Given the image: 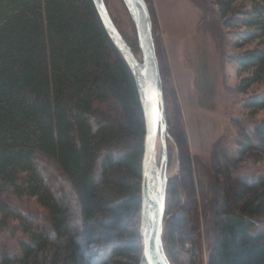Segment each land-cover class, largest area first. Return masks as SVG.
<instances>
[{
  "label": "trees",
  "instance_id": "obj_1",
  "mask_svg": "<svg viewBox=\"0 0 264 264\" xmlns=\"http://www.w3.org/2000/svg\"><path fill=\"white\" fill-rule=\"evenodd\" d=\"M215 4L234 46L253 44L231 58L246 93L230 116L234 155L262 158L264 87L247 91L264 81V0ZM159 56L164 101L176 102ZM166 116L168 128L180 121ZM144 135L134 76L92 0H0V237L13 241L0 264H33L51 247L58 264H138ZM234 180L239 204L224 193L207 264H264V169ZM178 196L168 180L166 213ZM185 218L163 229L173 262Z\"/></svg>",
  "mask_w": 264,
  "mask_h": 264
},
{
  "label": "rangeland",
  "instance_id": "obj_2",
  "mask_svg": "<svg viewBox=\"0 0 264 264\" xmlns=\"http://www.w3.org/2000/svg\"><path fill=\"white\" fill-rule=\"evenodd\" d=\"M106 2L117 25L138 52L135 27L122 0ZM148 2L158 56L168 64L172 94L176 98V102L164 101L165 112L169 110L172 116L176 109L180 119L176 118L172 125L169 124L170 128L167 127V170L179 196L164 214L163 229L168 220L180 217L184 208L187 218L173 248L175 261H170L190 264L194 260L196 264H207L216 235V215L224 193L234 206L239 204L236 198L238 185L234 179L264 169V157L256 156L255 152L245 157L234 155L236 128L230 123V116L238 115L241 100L246 95L237 90L242 75L238 76L237 66L231 58L253 44L242 48L234 46L233 29L221 23L215 0ZM202 71H205L206 81L198 84ZM209 87L210 95H207L202 89L208 92ZM263 87L264 81L252 85L247 92ZM170 91L166 89L167 93ZM256 117H264V110ZM12 242L0 237V244L9 250H12ZM164 247L168 255L169 243L166 245L164 241ZM58 259L51 247L38 252L32 262L58 264Z\"/></svg>",
  "mask_w": 264,
  "mask_h": 264
},
{
  "label": "water",
  "instance_id": "obj_3",
  "mask_svg": "<svg viewBox=\"0 0 264 264\" xmlns=\"http://www.w3.org/2000/svg\"><path fill=\"white\" fill-rule=\"evenodd\" d=\"M92 1L106 32L134 76L144 115L138 264H173L163 241L166 189L170 178L167 170L168 123L150 10L146 0H122L135 27L136 52L116 27L105 1Z\"/></svg>",
  "mask_w": 264,
  "mask_h": 264
},
{
  "label": "snow or ice",
  "instance_id": "obj_4",
  "mask_svg": "<svg viewBox=\"0 0 264 264\" xmlns=\"http://www.w3.org/2000/svg\"><path fill=\"white\" fill-rule=\"evenodd\" d=\"M149 131H150V129H149ZM145 220H146V217H145Z\"/></svg>",
  "mask_w": 264,
  "mask_h": 264
}]
</instances>
